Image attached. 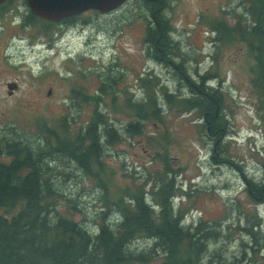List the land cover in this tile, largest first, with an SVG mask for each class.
<instances>
[{
	"label": "rangeland",
	"instance_id": "1",
	"mask_svg": "<svg viewBox=\"0 0 264 264\" xmlns=\"http://www.w3.org/2000/svg\"><path fill=\"white\" fill-rule=\"evenodd\" d=\"M8 1L9 8L0 13V141L14 137L36 144L40 136L30 124L39 118L52 121L66 116L72 129L84 131L92 111L97 110L107 117V123L119 136L112 145L104 144L103 157L116 169L115 179L119 178L122 184L146 183L149 193L156 179L155 172L161 167L159 160H152L154 152L168 151L170 167L178 169L175 174L172 171L170 177L174 175L175 184L186 189L174 188L179 195L174 209L187 212L186 222L196 224L201 220L206 230L218 233L207 241L203 262L256 259V264H264V205L255 203L245 189V178L252 181L264 178L261 160V154L264 155L263 99L255 84L254 72L259 65L255 58L259 53V39L252 37L256 45L238 42L214 46L207 43L210 29L195 21L200 14L198 0H167L163 16L169 26L175 28L174 34L177 31L181 36L180 51L183 52L182 56L180 52L176 54L177 49L172 47L169 55L174 56L175 63L185 64L182 70L188 81L197 84L201 80L199 73L217 70L218 76L209 85L221 86L218 94L226 121L224 136L237 137L223 136L215 146L214 138L201 129L203 120L197 111L184 112L169 105L159 87L155 89L162 107V122L143 121L142 132L130 135L125 127L133 117L128 111H115L112 99L115 95L114 103L120 105L126 98L144 97L146 91L140 87L138 76L158 74L159 82L164 80L163 84L175 98L192 96L187 81L178 80L173 73L175 69L167 68L169 59L161 65L146 59L151 45L144 44L141 30L147 29L151 20L142 0H130L109 14L88 12L67 25L51 24L46 33L40 30V23L33 28V23L26 21L29 11L25 0ZM205 3L209 7L206 13L229 8L237 14L240 26L256 24L249 12L248 0H205ZM231 18L236 16L230 13ZM201 20L214 28L209 17ZM195 22L199 25L195 29L196 37L185 31L194 30ZM188 23L190 25H186ZM243 28L245 31L246 27ZM202 50L206 59L198 66L195 59L185 56ZM109 78L116 82L110 90L101 92L98 88ZM6 82L17 84L11 94H7ZM73 82L77 85L75 88L80 85L84 93L95 94L100 99L95 103L83 102L79 97L73 99ZM48 89L51 90L49 95L46 94ZM165 130L169 134L168 141L162 133ZM250 133L255 139L248 138ZM49 167L55 187L74 203L73 219L87 229L93 228L102 206L101 190L66 157H56ZM146 200L153 203L150 194ZM57 204V209H61L66 202L59 198ZM257 220L259 224L255 225ZM130 246L136 252L152 254L147 264L161 263L149 239L140 238Z\"/></svg>",
	"mask_w": 264,
	"mask_h": 264
},
{
	"label": "trees",
	"instance_id": "2",
	"mask_svg": "<svg viewBox=\"0 0 264 264\" xmlns=\"http://www.w3.org/2000/svg\"><path fill=\"white\" fill-rule=\"evenodd\" d=\"M142 2L153 19L147 36L153 55L160 62H169L172 43L163 6L160 0ZM250 3V14L256 24L250 30L245 28L244 36L251 41L255 36L260 41L256 56L259 65L254 72L263 99L264 120V0H250ZM8 8L6 4L2 10ZM28 21L35 20L29 15ZM173 73L178 80L187 81L192 96L175 98L160 85L164 98L180 111L195 109L203 120L201 129L214 138L216 146L226 132L219 91L206 87L203 80L199 84L188 81L180 65ZM115 82L114 78L107 79L102 89L110 90ZM140 82L146 90L145 97L139 101L126 98L120 105H113L115 111H128L132 115L133 121L125 127L130 135L142 132L143 121L162 122L153 81L141 79ZM72 90L74 96L81 95L84 101H97L95 96L81 93L82 86ZM34 132L40 136L36 144L14 137L0 141V264H147L152 254L136 252L130 246L140 238L151 241L154 254L161 257L160 264H206L203 255L207 241L218 233L206 230L201 220L193 228L184 226L180 222L184 209L173 212L171 196L175 193V180L170 174L178 169L170 167L166 149L162 153L154 152L153 160H159L161 167L157 168L148 193L146 183L122 184L119 178L115 179L116 169L105 163L104 144L112 145L119 136L102 113L92 111L84 131L72 129L66 117H59L49 122L36 120ZM163 136L168 141L166 130ZM59 156L75 162L101 190L102 208L96 215L99 224L93 230L84 229L73 219L74 203L63 197L51 179L49 165ZM7 157L9 160L5 161ZM245 187L255 203L264 205V178L258 182L246 180ZM146 193L153 203L146 201ZM59 198L66 202L61 209H57ZM111 210L119 214V223L115 224L116 218L106 220ZM258 224L259 220L255 225ZM247 231L254 234L251 228ZM254 260L216 264H256Z\"/></svg>",
	"mask_w": 264,
	"mask_h": 264
},
{
	"label": "water",
	"instance_id": "3",
	"mask_svg": "<svg viewBox=\"0 0 264 264\" xmlns=\"http://www.w3.org/2000/svg\"><path fill=\"white\" fill-rule=\"evenodd\" d=\"M5 0H0V4ZM125 0H27L32 15L42 19L57 21L64 17L79 14L84 10L95 9L107 12ZM8 87H11L8 85Z\"/></svg>",
	"mask_w": 264,
	"mask_h": 264
},
{
	"label": "flooded vegetation",
	"instance_id": "4",
	"mask_svg": "<svg viewBox=\"0 0 264 264\" xmlns=\"http://www.w3.org/2000/svg\"><path fill=\"white\" fill-rule=\"evenodd\" d=\"M203 3H205L204 1H202ZM160 5H162L163 6V10H164V8L168 5V3H167V0H160ZM200 8H201V10H205V6L202 4V5H200ZM231 12H233V11H231L229 8H228V11H226L225 13H226V16H227V19L226 18H224L223 20H222V22L221 23H223L222 25H217L216 26V28H218L220 31H224V29H225V31L227 32V29H228V26H224V25H229V26H231V28L234 30V29H236V31H237V33L239 34V35H241V27H240V22H239V18L238 19H236V18H231V19H229V15H230V13ZM150 19H151V21L153 22V19H152V17L150 16ZM216 31V33L217 34H219V32L217 31V30H215ZM148 36V35H147ZM168 37H169V39H170V36L168 35ZM171 41V40H170ZM145 42H147V43H149V41L146 39L145 40ZM151 45V44H150ZM151 47H153L152 45H151ZM173 47H175V45L173 46ZM151 56H152V59H156L155 57H154V55H153V49L151 48Z\"/></svg>",
	"mask_w": 264,
	"mask_h": 264
}]
</instances>
